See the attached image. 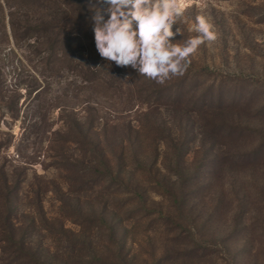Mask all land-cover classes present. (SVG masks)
I'll use <instances>...</instances> for the list:
<instances>
[{"label":"rangeland","instance_id":"rangeland-1","mask_svg":"<svg viewBox=\"0 0 264 264\" xmlns=\"http://www.w3.org/2000/svg\"><path fill=\"white\" fill-rule=\"evenodd\" d=\"M15 3L0 0V264H264V0H180L173 43L198 16L217 39L162 84L99 55L107 4Z\"/></svg>","mask_w":264,"mask_h":264},{"label":"clouds","instance_id":"clouds-1","mask_svg":"<svg viewBox=\"0 0 264 264\" xmlns=\"http://www.w3.org/2000/svg\"><path fill=\"white\" fill-rule=\"evenodd\" d=\"M107 4L104 12L94 8L93 25L99 55L117 66H131L141 76L164 83L183 75L190 56L205 42L217 39L213 25L198 16L193 31L198 33L184 44L173 43L182 32L173 25L183 16L180 0H98ZM135 24V27H134Z\"/></svg>","mask_w":264,"mask_h":264},{"label":"trees","instance_id":"trees-1","mask_svg":"<svg viewBox=\"0 0 264 264\" xmlns=\"http://www.w3.org/2000/svg\"><path fill=\"white\" fill-rule=\"evenodd\" d=\"M6 3L7 2H9V0H4ZM29 0H16V3H15V6H17V7H23V4H25V3H27ZM52 1V0H51ZM29 3H31V2H29ZM14 6V5H13ZM27 21V20H26ZM45 28V27H44ZM34 30V32H35V34H40L41 33V31H42V33H41V35H40V37L43 35V34H46L48 31H45V30H43L42 28H38V27H34L33 28ZM27 31V30H26ZM40 32V33H39ZM27 32H25V34H26ZM47 35V34H46ZM55 42H57L58 43V46H59V44H62L61 43V40H59V39H56V41ZM54 42V43H55ZM56 47V46H55ZM57 49L56 50H61V47H56ZM7 217H3L2 218V220H1V222H0V224H1V233H2V240H3V242H5V243H9L10 242V240H11V234H10V232L7 230L6 231V226H7V222H8V220L6 219ZM3 228L5 229V230H3ZM26 262V261H25ZM43 264H46V263H43ZM101 264V263H100Z\"/></svg>","mask_w":264,"mask_h":264}]
</instances>
